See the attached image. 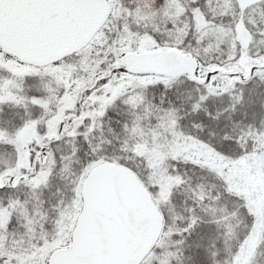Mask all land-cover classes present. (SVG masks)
Returning <instances> with one entry per match:
<instances>
[{
	"label": "snow or ice",
	"instance_id": "1",
	"mask_svg": "<svg viewBox=\"0 0 264 264\" xmlns=\"http://www.w3.org/2000/svg\"><path fill=\"white\" fill-rule=\"evenodd\" d=\"M0 264H264V0H0Z\"/></svg>",
	"mask_w": 264,
	"mask_h": 264
}]
</instances>
